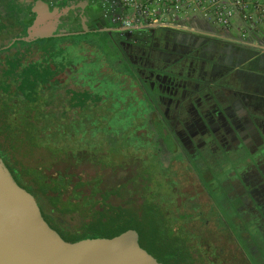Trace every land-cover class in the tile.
Segmentation results:
<instances>
[{
	"label": "flooded vegetation",
	"instance_id": "1",
	"mask_svg": "<svg viewBox=\"0 0 264 264\" xmlns=\"http://www.w3.org/2000/svg\"><path fill=\"white\" fill-rule=\"evenodd\" d=\"M50 24L51 33L33 37L35 28ZM75 32L96 36L93 46L74 44L83 65L96 63L77 76V86L62 89L71 73L60 61L73 35H61ZM246 50L233 31L213 22L128 31L99 0H0V84L6 78L8 92L20 93L21 72L9 76L3 69L9 62H60L34 92L77 93L70 187L84 195L107 192L106 203L125 210L146 201L165 207L172 231L203 264H264V58ZM36 74L45 78L43 71L29 77ZM104 84L111 103L109 84L116 85L118 102L128 89L141 104L135 114L105 115L109 103L95 92ZM92 111L102 121L90 123ZM47 213L60 228L80 220L76 213Z\"/></svg>",
	"mask_w": 264,
	"mask_h": 264
},
{
	"label": "trees",
	"instance_id": "2",
	"mask_svg": "<svg viewBox=\"0 0 264 264\" xmlns=\"http://www.w3.org/2000/svg\"><path fill=\"white\" fill-rule=\"evenodd\" d=\"M54 66L52 62L33 66L9 62L3 68L9 76L21 72L16 80L20 93L8 92L6 78L0 84V159L15 183L34 197L44 220L64 241L110 239L131 230L140 247L161 264H203L202 255L189 253L186 238L172 231L173 221L165 207L146 201L125 210L109 206L107 192L92 190L84 195L77 185L70 187L74 175L68 169L77 164V93L34 92L36 84H45L57 72ZM37 71H43L45 78L29 77ZM89 98L84 96L80 103ZM51 211L76 213L80 220L60 228L47 213Z\"/></svg>",
	"mask_w": 264,
	"mask_h": 264
},
{
	"label": "water",
	"instance_id": "3",
	"mask_svg": "<svg viewBox=\"0 0 264 264\" xmlns=\"http://www.w3.org/2000/svg\"><path fill=\"white\" fill-rule=\"evenodd\" d=\"M36 7L46 11L41 1ZM53 30L52 24L37 27L32 35L40 38L41 32ZM0 264L161 263L138 245V237L131 230L110 239L64 241L44 221L33 197L15 183L0 159Z\"/></svg>",
	"mask_w": 264,
	"mask_h": 264
},
{
	"label": "built area",
	"instance_id": "4",
	"mask_svg": "<svg viewBox=\"0 0 264 264\" xmlns=\"http://www.w3.org/2000/svg\"><path fill=\"white\" fill-rule=\"evenodd\" d=\"M104 12L120 22L128 31L138 27L186 26L185 19L197 12L202 20L213 22L224 30L228 29L233 18L249 15V0H99ZM254 15L257 22L264 24V9Z\"/></svg>",
	"mask_w": 264,
	"mask_h": 264
},
{
	"label": "rangeland",
	"instance_id": "5",
	"mask_svg": "<svg viewBox=\"0 0 264 264\" xmlns=\"http://www.w3.org/2000/svg\"><path fill=\"white\" fill-rule=\"evenodd\" d=\"M229 31H233V28L231 29L230 27L228 28ZM233 34L235 36H233V39L234 38H238L240 37L241 38V35H240V32H237V31H233ZM247 37V36H246ZM246 37H243L244 39ZM65 41H71V43L67 46H65V51H64V58H62V60L58 63H54L55 65H59L62 64V67H65L66 70L70 71L71 73V78L67 79L66 81H64L60 87L62 89H64L65 87H68L70 85H73L76 84L77 86V76H81L82 73H83V70H85L86 68L90 69V68H93L95 67V63L96 61L93 60L91 63H89L90 66H85L83 65L82 63V59L83 57H81L80 55H78V50H77V47H75L74 44L76 45H86V46H93L96 42V36L95 35H92V34H85V35H73V36H70L68 37ZM84 85H87V86H90V83L87 82V83H83ZM106 84L104 85H98V89L95 90V92L97 93V96H103V101L104 103L108 102L109 103V106L108 107H105V115H106V110L108 111H111L112 109H116V115H120V116H124L127 114V112L129 113H133L135 114L136 110L138 109V107H140V102L135 99L134 97H132L131 93L127 90H124V96L123 98L121 99V97H118L119 99V102L116 100L117 97L116 96V85H108V87H110L111 89V93L113 94V97H114V100H113V103H111V99H110V94L108 93H104L103 92V88H101L102 86L104 87ZM106 87V86H105ZM109 97V99H108ZM108 99V100H107ZM90 104H92V102H90ZM89 104V106H91ZM121 105V106H118V105ZM124 104V106H122ZM104 118V116H96L95 112L92 111L89 113L87 119H89L88 121L90 123H93L96 121V122H100L102 121V119ZM104 121H106L104 119ZM107 123H105V125H108L109 128H111V118H108ZM80 123H84L83 120L80 121ZM91 131H87L86 134H90ZM168 174H166L167 176ZM164 184L167 186V185H170V183L168 182H164ZM69 219V218H67ZM70 225H74L76 224V222L74 220H71L69 222Z\"/></svg>",
	"mask_w": 264,
	"mask_h": 264
},
{
	"label": "crops",
	"instance_id": "6",
	"mask_svg": "<svg viewBox=\"0 0 264 264\" xmlns=\"http://www.w3.org/2000/svg\"><path fill=\"white\" fill-rule=\"evenodd\" d=\"M256 7L264 9V0H249V15L251 20H246L242 14H238L233 18L230 28L233 31L240 32L241 41L247 46V53L257 58H264V24L257 22L254 15L258 14ZM186 26L201 25L207 23L202 20L197 12H193L185 19ZM233 36H235L233 34ZM247 36V37H246ZM243 37H246L245 39ZM236 40V38H234Z\"/></svg>",
	"mask_w": 264,
	"mask_h": 264
}]
</instances>
